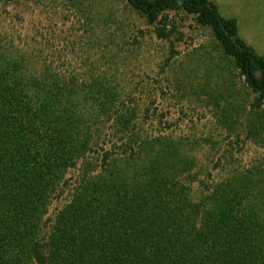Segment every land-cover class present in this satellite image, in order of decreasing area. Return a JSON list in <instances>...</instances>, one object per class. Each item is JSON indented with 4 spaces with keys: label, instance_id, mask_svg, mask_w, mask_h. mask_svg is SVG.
Here are the masks:
<instances>
[{
    "label": "trees",
    "instance_id": "trees-1",
    "mask_svg": "<svg viewBox=\"0 0 264 264\" xmlns=\"http://www.w3.org/2000/svg\"><path fill=\"white\" fill-rule=\"evenodd\" d=\"M63 1L88 30L114 22L113 0H89L101 24L85 0ZM125 2L162 40L167 12L192 15L264 106V57L209 0ZM100 33L92 43L109 59ZM14 41L0 32V264H264V173L196 197L189 143L144 133L111 74L58 71Z\"/></svg>",
    "mask_w": 264,
    "mask_h": 264
},
{
    "label": "rangeland",
    "instance_id": "rangeland-1",
    "mask_svg": "<svg viewBox=\"0 0 264 264\" xmlns=\"http://www.w3.org/2000/svg\"><path fill=\"white\" fill-rule=\"evenodd\" d=\"M113 1L114 22L106 26H101L105 9L83 1L101 24L92 21L88 30L80 25L85 10H72L63 0H0V32L58 71L111 74L129 94L128 103L139 107L137 121L144 133L189 143L199 175L191 185L196 197L237 173H264V106L253 107L254 95L222 56L210 30L178 8L166 13L169 32L165 40L158 39L125 0ZM210 3L221 18L235 20L238 38L264 57V0ZM100 32L114 42L104 48L115 56L111 60L92 43ZM229 79L232 84H225ZM217 99L227 112L214 107ZM68 198L69 191L60 203Z\"/></svg>",
    "mask_w": 264,
    "mask_h": 264
},
{
    "label": "crops",
    "instance_id": "crops-1",
    "mask_svg": "<svg viewBox=\"0 0 264 264\" xmlns=\"http://www.w3.org/2000/svg\"><path fill=\"white\" fill-rule=\"evenodd\" d=\"M210 1V0H209ZM262 57V56H261Z\"/></svg>",
    "mask_w": 264,
    "mask_h": 264
}]
</instances>
